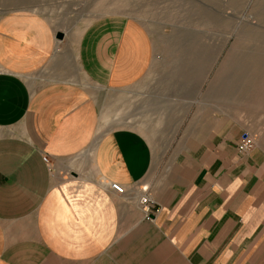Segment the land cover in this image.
Returning <instances> with one entry per match:
<instances>
[{"label":"crops","instance_id":"1","mask_svg":"<svg viewBox=\"0 0 264 264\" xmlns=\"http://www.w3.org/2000/svg\"><path fill=\"white\" fill-rule=\"evenodd\" d=\"M54 32L35 14H0V264H264V149L238 154L244 126L203 115L200 82L187 98L155 89L151 39L126 16L90 22L70 59ZM144 78L146 113L162 100L185 132L159 165L128 125L134 92L123 124L100 119L106 96L93 93L117 100ZM142 193L156 203L149 220Z\"/></svg>","mask_w":264,"mask_h":264},{"label":"rangeland","instance_id":"2","mask_svg":"<svg viewBox=\"0 0 264 264\" xmlns=\"http://www.w3.org/2000/svg\"><path fill=\"white\" fill-rule=\"evenodd\" d=\"M0 14L40 16L51 32L57 30L53 38L68 59L90 22L126 16L151 39L153 62L146 77L158 78L155 89L177 87L183 90L178 96L187 98L193 82L196 87L200 82L202 114L240 122L264 149V0H0ZM149 86L144 78L117 94V100L108 90L93 93L106 96L100 119L123 124L134 92L138 114L128 125L145 136L159 165L175 155L185 132L179 130L182 116L173 113L178 110L163 106L162 100L154 117L146 113ZM178 109L184 111L179 104Z\"/></svg>","mask_w":264,"mask_h":264},{"label":"built area","instance_id":"3","mask_svg":"<svg viewBox=\"0 0 264 264\" xmlns=\"http://www.w3.org/2000/svg\"><path fill=\"white\" fill-rule=\"evenodd\" d=\"M255 144L256 143L251 138V136L247 132H245L240 137V140L236 145V150L238 154L245 155L255 147ZM42 161L45 164L48 163V160L45 157L42 158ZM110 189L119 196L124 194L123 188L116 184H111ZM136 206L141 216L146 220L151 219L152 215L156 212V203L151 197V195L148 193H142L138 195L136 200Z\"/></svg>","mask_w":264,"mask_h":264},{"label":"water","instance_id":"4","mask_svg":"<svg viewBox=\"0 0 264 264\" xmlns=\"http://www.w3.org/2000/svg\"><path fill=\"white\" fill-rule=\"evenodd\" d=\"M62 38V35L60 34V33H58L57 35H56V39H61Z\"/></svg>","mask_w":264,"mask_h":264},{"label":"bare ground","instance_id":"5","mask_svg":"<svg viewBox=\"0 0 264 264\" xmlns=\"http://www.w3.org/2000/svg\"><path fill=\"white\" fill-rule=\"evenodd\" d=\"M253 62H254V60H253ZM256 63V62H255Z\"/></svg>","mask_w":264,"mask_h":264}]
</instances>
